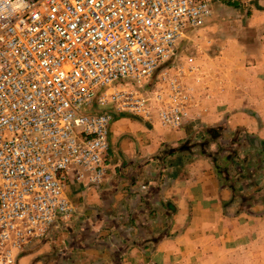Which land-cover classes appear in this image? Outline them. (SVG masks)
Masks as SVG:
<instances>
[{"label":"built area","instance_id":"obj_1","mask_svg":"<svg viewBox=\"0 0 264 264\" xmlns=\"http://www.w3.org/2000/svg\"><path fill=\"white\" fill-rule=\"evenodd\" d=\"M211 1L0 0V264L73 217L72 180L104 179L113 112L194 121L201 69L177 43Z\"/></svg>","mask_w":264,"mask_h":264},{"label":"crops","instance_id":"obj_2","mask_svg":"<svg viewBox=\"0 0 264 264\" xmlns=\"http://www.w3.org/2000/svg\"><path fill=\"white\" fill-rule=\"evenodd\" d=\"M256 25L258 38L252 56L256 69L264 70V23L259 20ZM222 90L211 87L200 91L204 97L201 107L193 110L194 121L185 122L178 130L113 112L103 181L94 185L72 180L66 194L72 199L75 214L60 230L62 238L35 246L21 254L16 264H137L148 259L158 264H214L228 248L222 244L228 233H259L256 229L247 231L248 223L264 202L241 209L243 199L228 186L230 183L219 180L222 177H217L213 160L205 155L191 158L190 149H178L165 159L159 154L164 145L176 148L185 143L194 126L214 123L209 109ZM262 96H249V108L264 109ZM206 101L207 108L203 107ZM222 104L224 111L233 108L229 101L227 106ZM240 118L250 126L249 131L264 138L263 119ZM166 159L175 162L166 169L176 177L165 187L161 185L165 170L161 163ZM226 205L233 206L231 213ZM144 220L148 226L142 231ZM120 223L131 231L119 229ZM155 228L158 231H153Z\"/></svg>","mask_w":264,"mask_h":264},{"label":"rangeland","instance_id":"obj_3","mask_svg":"<svg viewBox=\"0 0 264 264\" xmlns=\"http://www.w3.org/2000/svg\"><path fill=\"white\" fill-rule=\"evenodd\" d=\"M258 10L259 13H257ZM259 20L264 23V0H212L211 15L201 27L190 29L185 33L178 41L176 51V63L186 69L190 59L201 69L200 82L193 83L195 93L198 92L197 94L200 95L202 90L207 92V85L209 88L223 89L222 93L220 92L221 94L216 97V102L210 105L213 109H209V113L212 114L211 119L214 123L210 124L206 121L202 125L194 126L195 131L183 145L189 146L191 152H187L191 154V158L205 155L213 160L216 173L222 171L226 179L235 175V167L241 166V160L249 163L250 168L256 167L257 173L252 180L255 183L253 186L250 185L252 181L247 178L238 181L230 179L234 187H237L236 189L240 190L239 192L244 196L250 194L256 186L264 190V138L249 131L250 126H245L243 119L240 118L241 115H247L251 120L253 118L256 121L264 120L262 107L256 110L249 108V96L255 97L261 94L264 98V70L256 69L255 58L253 59L252 56L253 44L258 38L256 23ZM153 79L154 77L150 78V82ZM192 79L193 77L190 76L189 80L193 81ZM148 86L146 84V87ZM227 101L231 102L233 108L224 111L221 106L222 103L227 106ZM203 107L207 108V101ZM237 121L241 124L236 125ZM210 128H215V132L209 133ZM170 148L164 145L161 151L164 152ZM184 157H188V154ZM165 158L167 155L164 156ZM170 161L172 160L166 159L160 162L165 169L161 184L165 187L176 177V173L166 169L174 166L175 162ZM161 164L157 162V165ZM216 175L218 177L219 174ZM223 179L219 180L229 183L228 180ZM226 206L229 207L227 213H231L233 206ZM256 212L258 214L251 215L253 220L248 223L247 231L256 229L259 233H228L222 241L223 246L228 248L226 252L218 255L220 261L214 264H264V215H262L264 207L258 208ZM73 218L74 215L67 222ZM64 225L49 234L45 242H59L63 235L59 232L64 230ZM118 226L127 233L131 231L129 226L126 227L123 223ZM147 226L148 223L145 220L140 224L142 231ZM155 229L153 231H158L157 228ZM32 250L33 248L25 253Z\"/></svg>","mask_w":264,"mask_h":264},{"label":"trees","instance_id":"obj_4","mask_svg":"<svg viewBox=\"0 0 264 264\" xmlns=\"http://www.w3.org/2000/svg\"><path fill=\"white\" fill-rule=\"evenodd\" d=\"M210 131V132H209ZM215 132V128H210L208 129V132ZM184 144V143H183ZM179 145L176 148L171 147L169 150H165L164 152L160 151V156H165V155H172L173 153H175V151H177L178 149H183V150H187L189 149V146L187 147V145ZM186 147V148H185ZM162 150V149H161ZM241 166L236 165L235 167V175L232 176L230 179L233 180H243L245 178L249 179V180H254L255 174L257 173V168L253 167L250 168L248 167L249 163H246V161L241 160ZM222 178L226 179V177H224L223 172L222 171H218L217 172ZM225 173H228V171H225ZM242 173H244V175H242ZM230 179H226L229 181L230 184H228V186L233 189V191L236 193L237 196H240V198L243 199V203H242V207L241 209H246L250 206L251 203L253 202H264V190H262L260 187H256L254 188V190L248 194V195H241V193L239 192L240 190L236 189L234 187V184H231L232 181H230ZM255 183H253V181L250 183V185H254Z\"/></svg>","mask_w":264,"mask_h":264}]
</instances>
